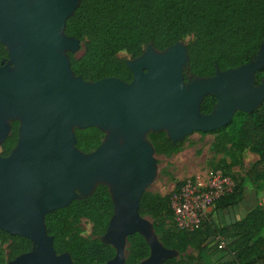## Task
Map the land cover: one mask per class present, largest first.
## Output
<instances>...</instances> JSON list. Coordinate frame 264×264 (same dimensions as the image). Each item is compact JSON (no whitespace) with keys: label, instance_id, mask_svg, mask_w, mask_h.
Returning <instances> with one entry per match:
<instances>
[{"label":"water","instance_id":"95a60500","mask_svg":"<svg viewBox=\"0 0 264 264\" xmlns=\"http://www.w3.org/2000/svg\"><path fill=\"white\" fill-rule=\"evenodd\" d=\"M80 0H0V43L9 60L0 65V142L19 122V138L8 157L0 158V230L33 244L32 251L10 264H74L57 254L46 216L109 187L114 215L103 241L116 250L106 264H126L128 238L147 235L149 223L140 203L155 175V149L148 134L166 132L173 142L193 133H212L238 112L252 114L264 103V42L249 63L213 77L185 81L189 63L181 42L165 51L152 45L127 61L133 80L85 81L72 70L66 51L81 42L65 35L66 22ZM249 85L243 92L240 86ZM207 96L217 104L205 115ZM110 131V139L89 154L77 148L75 130ZM175 258L163 245L139 264H163Z\"/></svg>","mask_w":264,"mask_h":264},{"label":"trees","instance_id":"16d2710c","mask_svg":"<svg viewBox=\"0 0 264 264\" xmlns=\"http://www.w3.org/2000/svg\"><path fill=\"white\" fill-rule=\"evenodd\" d=\"M64 33L84 42L83 55L78 59L69 57L74 74L88 82L114 77L130 83L133 74L126 61L118 58L119 53L125 51L136 59L149 45L162 52L188 35L194 40L187 46L189 63L184 71L185 81L209 78L218 69L240 67L258 55L264 42V0H80L78 9L66 22ZM7 56L5 46L0 44V62ZM255 78L256 84H260L264 69ZM216 104V97L207 96L201 112L210 114ZM75 133L76 146L84 154L95 151L105 137L97 128L76 129ZM210 134L216 136L214 151L230 159L216 170L231 175L233 168L243 165V153L249 150L259 156V161L249 170L248 178L252 183H264V103L252 114L238 112L229 126ZM18 138L19 122L15 121L2 145L4 157L15 149ZM148 140L159 155L170 156L183 146V142L173 143L164 131L148 134ZM243 181L235 180V192L217 202L215 213L230 211L242 202ZM171 200L172 196L144 194L140 203V214L156 221L155 231L166 249L192 246L207 258L216 259L215 264H264L263 208L257 206L229 224L210 216L199 229L186 232L166 225V218L173 219ZM113 215L109 188L99 185L89 198L49 213L45 223L57 254L68 253L74 264H106L116 252L101 235ZM84 220L93 223L95 232L102 231L101 234L94 239L84 237ZM9 241L10 260L33 249L28 239L0 230V242ZM221 242L225 243L224 248H220ZM128 243L126 264H139L149 257L150 247L140 234L130 236ZM0 264H5L1 251ZM163 264L209 263L191 255L185 259L170 258Z\"/></svg>","mask_w":264,"mask_h":264},{"label":"rangeland","instance_id":"374dc122","mask_svg":"<svg viewBox=\"0 0 264 264\" xmlns=\"http://www.w3.org/2000/svg\"><path fill=\"white\" fill-rule=\"evenodd\" d=\"M194 37L192 35H188L184 37L181 42L184 46H188L192 43ZM6 49V48H5ZM147 48L144 50V52ZM7 54L9 53L8 49H6ZM84 52V42H81L80 49L76 53H72L70 51H66L65 54L69 57L72 55L74 58L78 59L83 55ZM70 58V57H69ZM118 58L121 60L130 61L131 56L123 51L119 53ZM2 61V60H1ZM256 83V78H255ZM243 92L250 90L251 86L243 85L240 86ZM10 122V127L12 128V123ZM98 129V128H97ZM101 130V129H99ZM105 137L103 143L110 139V131L101 130ZM11 134V130H10ZM9 134V135H10ZM216 136L210 133L201 134V133H193L189 136H186L183 140L182 148L170 155H159L155 153V175L152 182L146 188L144 194L158 195V196H174L179 188L187 184L188 182H196L199 179H205L210 176L218 166L223 167L224 160H230L229 157L225 154H218L214 151L213 145L215 143ZM3 143L0 142V158L3 156ZM100 145V146H101ZM92 153V152H91ZM259 161V156L246 150L243 153V165L240 167H235L231 170L230 174L236 181H243L244 183V199L243 203L241 202L236 208L232 209L230 212L235 213L238 212L239 216L243 215V212H246L247 208H252L254 206V202L252 201V197H256V195H260L262 193V189L264 183L259 181L257 183H252L248 178V172L257 162ZM106 186V185H105ZM108 187V186H107ZM109 188V187H108ZM90 197V196H89ZM84 197L83 199L89 198ZM215 208L212 209L210 216L220 223H226V219L230 220L232 218L231 213L228 212H220L215 213ZM242 211V212H241ZM150 225V232L147 235L140 234L148 243L150 247V254L155 246L163 245L160 241V237L155 231L154 225L156 221L150 216H142ZM166 225L168 228H175L176 225L174 223V219L166 218ZM109 223L105 229L104 234L101 235L102 239L106 237L108 232ZM82 235L89 239H94L101 234L102 231L95 232L93 223L90 221L84 220L82 222ZM10 244L11 242H0V251L3 253L5 264H10L13 260L9 259L10 252ZM111 246V245H110ZM112 247V246H111ZM113 248V247H112ZM114 249V248H113ZM166 249V248H165ZM115 250V249H114ZM170 251L171 255H174L175 258H187L188 256H196L204 258L209 264H215L216 259H209L203 254L199 252L198 249L192 246H184L179 250L176 249H166ZM116 252V250H115ZM125 260L127 259V255L129 254V243L127 242L124 250ZM116 256V254H115ZM19 257V256H18ZM147 259V258H146ZM145 260V259H144Z\"/></svg>","mask_w":264,"mask_h":264},{"label":"built area","instance_id":"2783aa9c","mask_svg":"<svg viewBox=\"0 0 264 264\" xmlns=\"http://www.w3.org/2000/svg\"><path fill=\"white\" fill-rule=\"evenodd\" d=\"M236 185L232 176L220 169L205 179L182 185L171 200L176 227L186 232L199 229L210 219L217 202L235 192ZM224 247L221 242L220 248Z\"/></svg>","mask_w":264,"mask_h":264},{"label":"crops","instance_id":"0c3cea01","mask_svg":"<svg viewBox=\"0 0 264 264\" xmlns=\"http://www.w3.org/2000/svg\"><path fill=\"white\" fill-rule=\"evenodd\" d=\"M262 189V193L260 195H256V197H252V201L254 202V206L252 208H247L246 212H243L242 216H239L238 212L235 213H231L230 211L232 209H230V211H224V212H228L231 213L232 218L230 220L226 219V223L225 224H229L231 221L233 220H239L242 219L246 214H248L250 211H252L254 208H256L257 206L261 207L264 209V186ZM243 201V200H242ZM243 203V202H242ZM240 205V204H239ZM242 212V211H241ZM218 222V221H217ZM224 224V223H223Z\"/></svg>","mask_w":264,"mask_h":264},{"label":"flooded vegetation","instance_id":"af4514ba","mask_svg":"<svg viewBox=\"0 0 264 264\" xmlns=\"http://www.w3.org/2000/svg\"><path fill=\"white\" fill-rule=\"evenodd\" d=\"M0 44H1V43H0ZM2 45H3V44H2ZM3 46H4V45H3ZM5 48H6V47H5ZM6 49H7V48H6ZM8 60H9V56H7L6 59H3V60L0 62V65H1L2 62H5V63H6Z\"/></svg>","mask_w":264,"mask_h":264}]
</instances>
